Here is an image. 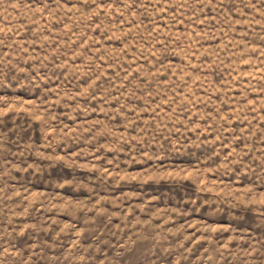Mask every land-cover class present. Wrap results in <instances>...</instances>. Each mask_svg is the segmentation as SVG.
I'll return each instance as SVG.
<instances>
[{
    "label": "rangeland",
    "instance_id": "rangeland-1",
    "mask_svg": "<svg viewBox=\"0 0 264 264\" xmlns=\"http://www.w3.org/2000/svg\"><path fill=\"white\" fill-rule=\"evenodd\" d=\"M0 264H264V0H0Z\"/></svg>",
    "mask_w": 264,
    "mask_h": 264
}]
</instances>
